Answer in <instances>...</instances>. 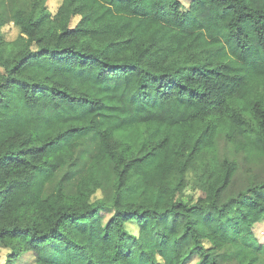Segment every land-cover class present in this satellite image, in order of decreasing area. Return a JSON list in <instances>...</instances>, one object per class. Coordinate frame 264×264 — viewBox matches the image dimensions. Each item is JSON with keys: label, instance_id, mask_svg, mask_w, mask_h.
I'll return each mask as SVG.
<instances>
[{"label": "trees", "instance_id": "trees-1", "mask_svg": "<svg viewBox=\"0 0 264 264\" xmlns=\"http://www.w3.org/2000/svg\"><path fill=\"white\" fill-rule=\"evenodd\" d=\"M10 20L5 264L27 250L33 264L259 261L264 180L240 175L264 163V0H28ZM82 133L96 149L78 173Z\"/></svg>", "mask_w": 264, "mask_h": 264}, {"label": "rangeland", "instance_id": "rangeland-1", "mask_svg": "<svg viewBox=\"0 0 264 264\" xmlns=\"http://www.w3.org/2000/svg\"><path fill=\"white\" fill-rule=\"evenodd\" d=\"M182 3V7L186 8L188 6L189 0H180ZM28 0H0V14L4 17L5 23L0 27V33L3 39L5 40H13L15 39L20 31L19 28L13 24L10 20V16L13 12V7L15 5H25ZM61 0H47V6L52 13H55L57 7L59 6ZM78 16L73 19V23H76ZM1 70V69H0ZM95 135L90 133H82L79 136L75 137V140L78 142V147L76 148V160L78 161L77 171L78 173L85 166L87 159L96 149ZM71 166V165H70ZM69 167V166H68ZM61 171L57 174L58 179L61 177H67L69 175V168ZM251 167V168H250ZM249 168L242 169L241 178L249 183L251 177L254 178L253 181L261 182L264 180V163H256ZM187 195L193 196L195 198L198 195V190L194 189V185L192 184L187 188ZM264 195V191L262 192ZM111 215V212L104 211V220H107ZM126 229L133 235L138 234V226L135 222H128L126 224ZM254 232L261 243H263V247L259 252V261L256 264H264V220H261L254 224L253 226ZM7 252L8 250L0 247V264H5L7 260ZM197 261L196 256H192L191 259L187 260L184 264H195ZM34 256L31 251H23L16 258H14L11 264H33Z\"/></svg>", "mask_w": 264, "mask_h": 264}]
</instances>
